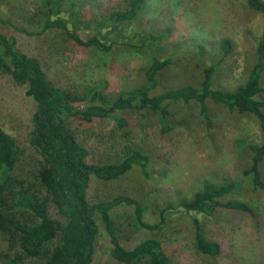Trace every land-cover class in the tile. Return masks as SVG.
Masks as SVG:
<instances>
[{
	"label": "trees",
	"instance_id": "16d2710c",
	"mask_svg": "<svg viewBox=\"0 0 264 264\" xmlns=\"http://www.w3.org/2000/svg\"><path fill=\"white\" fill-rule=\"evenodd\" d=\"M245 1L262 13L263 25L247 79L231 90L214 87L217 67L210 64L203 66L199 85L157 92L159 74L173 63V57L164 54L162 44L170 32L141 31L137 20L145 10V0H129L125 10H112L109 14L99 10L89 13L81 0H39L40 10L24 16V24L9 17L0 19V25L11 31L41 36L58 30L79 48L109 54L122 47L147 56L141 84L117 96L100 86L70 89L55 85L41 61L22 50L14 34L0 30V72L10 75L15 84L25 86L27 95L36 102L29 142L37 152L32 172L18 175L16 169L24 151L15 136L0 126V234L7 243V249L0 250V264H92L99 234L98 216L112 244L109 264H175L157 236H147L130 247L121 242L112 211L122 204L133 207V215L127 221L136 231L157 230L174 212L188 215L196 253L208 264L222 257V245L206 236L205 223H217L224 216L229 217V223L240 215L257 218V211L248 202L228 199L236 189L235 180H204L190 198L168 204L160 210L158 221L151 223L144 217L148 206L131 192L107 195L95 203L87 197L93 177L104 188L133 172L150 178V154L131 143L111 160L94 159L74 127L112 119L122 132L133 125L129 113L146 111L158 117V131L164 136L174 130L169 123V105L196 102L208 128L213 129L210 107L220 105L255 119L261 140L244 143L239 174L253 192L264 193V0ZM83 30L92 33L84 37ZM221 45L225 55L230 53L229 39H222Z\"/></svg>",
	"mask_w": 264,
	"mask_h": 264
},
{
	"label": "rangeland",
	"instance_id": "374dc122",
	"mask_svg": "<svg viewBox=\"0 0 264 264\" xmlns=\"http://www.w3.org/2000/svg\"><path fill=\"white\" fill-rule=\"evenodd\" d=\"M81 1L89 13L99 10L109 14L112 10H125L129 5V0ZM221 2L145 0V10L137 20L141 31L170 32L162 44L164 54L171 55L173 63L159 74L157 92L183 85H199L203 66L210 64L217 67L215 88L231 90L245 83L261 35L263 15L251 9L245 0H223L229 5L231 22L222 30L211 28L203 13L209 4ZM40 6L39 0H0V19L9 17L24 24L23 17L35 14ZM63 14L66 15V12ZM0 30L14 34L18 46L41 61L57 86L70 89L100 86L112 96H117L142 82L141 71L147 61L144 53L122 47L109 54L92 48H79L61 36L58 30L41 36L11 31L3 25H0ZM91 33L92 30H83L81 34L86 37ZM226 38L232 45L227 55L221 45L222 39ZM261 97L264 98V93ZM35 110L36 102L27 95L26 87L15 84L10 75L0 72V126L15 136L24 151L16 169L20 176L32 172L36 161L37 152L29 142ZM119 114L127 115L126 112ZM129 115L133 125L125 127L122 132L116 129L112 119L88 126L75 125L74 130L97 160H111L131 143L142 146L152 158L151 177L144 178L139 172H133L128 178L107 188L93 177L87 193L88 200L95 203L107 195L131 192L148 206L145 220L154 223L158 221L162 208L190 198L204 180H235L236 189L228 199L248 202L257 211V218L254 220L240 215L229 223V217L224 216L217 223L207 221L205 232L206 236L222 245V257L211 264H243L232 250L224 222L231 225L241 219H250L257 231L264 229V193L253 192L239 174L244 143H259L261 140L255 119L212 104L210 116L215 127L209 129L200 115L198 103L174 102L169 105V123L174 130L161 136L158 117L154 113L138 111ZM177 171L182 176L179 181L171 179ZM262 173L264 179V162ZM133 211L132 206L125 204L112 211L120 229V240L125 246H133L147 236H157L175 264H208L192 246V222L188 215L174 212L168 216L163 227L136 231L127 221ZM97 220L99 234L92 264H109L108 250L112 244L99 216ZM3 249H7V243L0 234V250Z\"/></svg>",
	"mask_w": 264,
	"mask_h": 264
},
{
	"label": "clouds",
	"instance_id": "9594fccd",
	"mask_svg": "<svg viewBox=\"0 0 264 264\" xmlns=\"http://www.w3.org/2000/svg\"><path fill=\"white\" fill-rule=\"evenodd\" d=\"M229 5L226 2L211 3L203 15L208 26L215 29H224L230 22ZM181 172L177 171L171 179L179 181ZM227 237L233 252L241 259L243 264H261L264 260V229L257 231L250 219H241L229 225L224 222Z\"/></svg>",
	"mask_w": 264,
	"mask_h": 264
}]
</instances>
